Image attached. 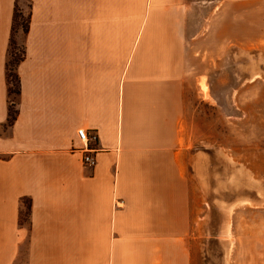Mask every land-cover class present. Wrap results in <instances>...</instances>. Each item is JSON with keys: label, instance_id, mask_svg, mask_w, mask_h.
<instances>
[{"label": "crops", "instance_id": "1", "mask_svg": "<svg viewBox=\"0 0 264 264\" xmlns=\"http://www.w3.org/2000/svg\"><path fill=\"white\" fill-rule=\"evenodd\" d=\"M29 2L7 125L15 0H0V264H199L185 0H136L140 19L134 0Z\"/></svg>", "mask_w": 264, "mask_h": 264}, {"label": "rangeland", "instance_id": "2", "mask_svg": "<svg viewBox=\"0 0 264 264\" xmlns=\"http://www.w3.org/2000/svg\"><path fill=\"white\" fill-rule=\"evenodd\" d=\"M185 2L196 60L183 147L199 187V264H264V0Z\"/></svg>", "mask_w": 264, "mask_h": 264}, {"label": "trees", "instance_id": "3", "mask_svg": "<svg viewBox=\"0 0 264 264\" xmlns=\"http://www.w3.org/2000/svg\"><path fill=\"white\" fill-rule=\"evenodd\" d=\"M27 4L28 10L23 13L20 8L17 7L16 0L13 8L11 32L9 43L7 47V59H6V74H7V94L9 98L8 109H7V120L6 124L11 125L16 116V104L18 95L20 92L19 78L16 72L17 64L21 61L24 56V45L23 42L18 45L15 39V34L20 29L22 37L28 32L30 22V2ZM13 77L16 80V88L14 90L10 87V78ZM16 94V98L10 96L11 93ZM26 202V201H25ZM29 210V203H26V208L23 211L20 221L25 222L27 220V214Z\"/></svg>", "mask_w": 264, "mask_h": 264}, {"label": "built area", "instance_id": "4", "mask_svg": "<svg viewBox=\"0 0 264 264\" xmlns=\"http://www.w3.org/2000/svg\"><path fill=\"white\" fill-rule=\"evenodd\" d=\"M77 137L81 141L82 146L80 147L82 153V160L88 165H93L95 163V157L91 154L89 149V142L96 139L95 132H89L86 129H77Z\"/></svg>", "mask_w": 264, "mask_h": 264}]
</instances>
